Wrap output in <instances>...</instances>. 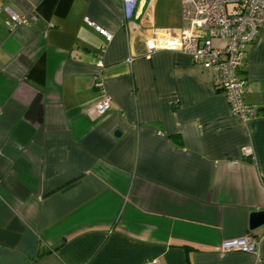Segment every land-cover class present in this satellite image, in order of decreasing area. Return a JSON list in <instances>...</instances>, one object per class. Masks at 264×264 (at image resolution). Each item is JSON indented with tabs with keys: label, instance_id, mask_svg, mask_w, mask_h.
<instances>
[{
	"label": "crops",
	"instance_id": "crops-1",
	"mask_svg": "<svg viewBox=\"0 0 264 264\" xmlns=\"http://www.w3.org/2000/svg\"><path fill=\"white\" fill-rule=\"evenodd\" d=\"M181 1L0 0V264H264V25L244 121L181 51ZM7 8L35 19L11 32Z\"/></svg>",
	"mask_w": 264,
	"mask_h": 264
},
{
	"label": "built area",
	"instance_id": "built-area-1",
	"mask_svg": "<svg viewBox=\"0 0 264 264\" xmlns=\"http://www.w3.org/2000/svg\"><path fill=\"white\" fill-rule=\"evenodd\" d=\"M140 0H122L124 17L132 20L138 10ZM181 51L192 58L193 63L201 64L215 71L216 87L222 88L229 100L230 110L244 121L259 113V105L249 103L244 97L246 79L239 74L245 64L247 46L257 39L264 25V0H182ZM10 18L5 23L12 32L17 26L32 24L35 17L20 14L7 8ZM106 38L113 39V33L96 26ZM96 65H104L102 56L98 55ZM96 87L103 86L98 76ZM112 99L103 98L98 112L111 109ZM246 152H252L250 147ZM259 242L253 233L236 239L223 241L220 251L242 250L256 252ZM145 264H162L154 258Z\"/></svg>",
	"mask_w": 264,
	"mask_h": 264
},
{
	"label": "water",
	"instance_id": "water-1",
	"mask_svg": "<svg viewBox=\"0 0 264 264\" xmlns=\"http://www.w3.org/2000/svg\"><path fill=\"white\" fill-rule=\"evenodd\" d=\"M250 222H249V228L250 230H255L257 228H260L264 225V209L261 210H253L250 213Z\"/></svg>",
	"mask_w": 264,
	"mask_h": 264
}]
</instances>
